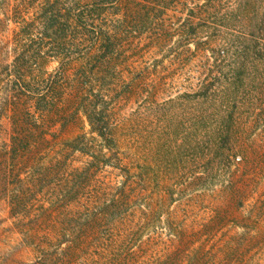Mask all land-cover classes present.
<instances>
[{
  "label": "rangeland",
  "instance_id": "rangeland-1",
  "mask_svg": "<svg viewBox=\"0 0 264 264\" xmlns=\"http://www.w3.org/2000/svg\"><path fill=\"white\" fill-rule=\"evenodd\" d=\"M41 2L0 0V69L14 58L8 40L24 26L17 7L26 5L28 20ZM254 3L264 11V0ZM206 4L181 0L132 38L125 85L109 93L120 148L93 133L87 117L80 123L67 114L51 126L56 136L44 158L14 172L7 104L14 86L1 83L0 264H264V128L221 145L214 123L196 122L228 85L226 62L235 59L225 49L227 28L212 38V28L202 27L200 18L212 12ZM235 6L230 0L220 12ZM257 63L260 73L248 62L244 79L264 89V61ZM58 66L51 61L47 70ZM203 78L213 81L206 87ZM259 95L246 127L264 106ZM84 132L95 136L84 152L67 144Z\"/></svg>",
  "mask_w": 264,
  "mask_h": 264
},
{
  "label": "trees",
  "instance_id": "trees-1",
  "mask_svg": "<svg viewBox=\"0 0 264 264\" xmlns=\"http://www.w3.org/2000/svg\"><path fill=\"white\" fill-rule=\"evenodd\" d=\"M180 1L43 0L40 12L29 15L28 20L23 15L27 12L26 5L17 7L16 13L22 15L18 18L23 19L24 26L8 40L14 58L0 69V85L9 80L14 86L7 101L14 108L8 150L14 172L32 168L44 158L53 141L49 136H56L51 126L59 120L65 122L63 117L67 114L80 123L87 117L93 133L109 147L120 148L114 136L116 123L109 93L118 84L125 85L123 62L129 56L132 38L141 33L140 28L155 13ZM205 1V7H211L212 12L207 10L200 18L202 27L212 28V38H221L220 29L227 28L229 42L225 49L235 54L230 64L226 62L232 74L228 85L220 93L214 92L212 110L201 112L196 121L199 128L214 123L209 128L220 136L222 145L232 137L234 140L242 134L248 137L264 128V106L247 127L243 120L251 118L254 111L253 94H260L258 98L264 100L259 81L255 79L247 86L244 79L250 67L248 62L259 72L256 62L264 61V11L258 5L255 7V0H237V6L226 12L220 11L230 5V0ZM115 9H123V17L111 19L109 15ZM189 10L190 16L195 17L197 11L193 7ZM210 20H216V25ZM194 30L199 29L195 26ZM200 43L207 48L204 39ZM187 49L193 53L191 48ZM225 49L222 52L228 53ZM54 60L59 62L58 68L48 71L47 64ZM262 76L264 84V73ZM205 80L201 79L206 87L213 81ZM205 98L211 99L209 95ZM93 139L95 136L89 138L84 132L67 144L84 152L87 141Z\"/></svg>",
  "mask_w": 264,
  "mask_h": 264
}]
</instances>
